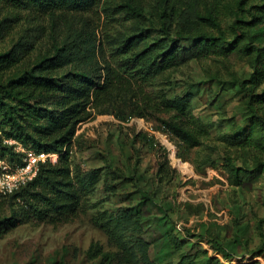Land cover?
<instances>
[{"label":"rangeland","instance_id":"rangeland-1","mask_svg":"<svg viewBox=\"0 0 264 264\" xmlns=\"http://www.w3.org/2000/svg\"><path fill=\"white\" fill-rule=\"evenodd\" d=\"M123 1L101 0L91 9H65L55 17L34 16L0 3V17L9 16L1 30L0 50L23 39L33 44L35 53L54 43L78 40L82 66L102 73L105 58H113L112 51L125 34L148 25L123 10ZM131 1L154 21L163 13L172 34L181 26L193 29L198 25L197 9L216 2ZM227 1L221 0L219 8L222 25L231 36L239 8ZM243 2L249 16L263 9L261 0ZM153 33L158 36L156 29ZM195 42L181 43L186 58L169 77L164 76L162 87L171 98L189 100L186 117L208 131L203 143L188 147L157 116L133 115L127 99L107 105L104 113L78 125L73 141L72 168L85 191L84 210L71 222L29 221L8 231L0 237V264H210L212 258L223 264H264V251L259 255L264 249V165L259 168L255 163L256 154L264 163V151L248 142L241 145L233 137L235 126H250L253 120L243 102L247 93L224 81L233 74L248 78L252 67L234 53L225 60L218 53L196 58L191 52ZM263 87L264 81L258 90ZM260 132L258 127L256 134ZM162 137L194 173L173 163L172 149ZM229 155L248 172L241 185L231 182L225 160ZM101 215L115 217L117 239L95 223L94 217ZM93 242L117 253L112 263L88 255ZM217 245L233 257L227 258Z\"/></svg>","mask_w":264,"mask_h":264},{"label":"trees","instance_id":"trees-1","mask_svg":"<svg viewBox=\"0 0 264 264\" xmlns=\"http://www.w3.org/2000/svg\"><path fill=\"white\" fill-rule=\"evenodd\" d=\"M261 1L263 9L252 12L251 16L243 0L225 2L239 8L231 25V36L222 25L221 0H216L205 10L197 9L198 25L193 29L181 26L174 34L163 13L154 21L146 16L140 4L123 1V10L148 25L125 34L113 49V58H105L102 73L92 66H82L84 56L78 40L71 44L54 43L51 48L35 53L33 44L23 39L0 50V158H6L14 165L22 163L23 152L5 139H14L36 152L59 154L55 164L40 163L32 180L1 198L0 237L24 222L58 225L71 222L80 215L86 196L73 173V141L78 125L96 113H104L111 103L127 99L133 115L146 119L157 116L165 128L188 147L203 143L208 131L186 117L189 100L171 98L162 87L164 76L169 77L186 58L181 43L189 39L196 40L191 47L196 58L218 53L225 60L234 53L244 57L252 67L248 78L233 74L224 81L238 85L247 93L243 102L253 120L250 126H235L233 137L240 144L248 142L264 151V112L260 111L264 106V87L258 90L264 81V26L260 25L264 23V0ZM100 2L0 0L15 11L26 10L34 16L48 14L53 17L65 9L87 10ZM114 14L112 10L111 18ZM8 20V15L0 17V36ZM155 29L158 36L153 33ZM215 77L219 76L216 74ZM171 113L169 118L161 117ZM258 127L259 135L256 134ZM225 160L231 171V182L235 185L244 183L248 175L246 168L236 165L231 155ZM255 163L259 168L264 165L259 154L255 155ZM94 221L117 239L118 224L113 215L95 216ZM216 249L227 258L233 257L220 245ZM263 251L260 250L259 255ZM88 255L92 258L101 256V263H112L117 253L104 251L98 242H93ZM210 264L223 263L212 258Z\"/></svg>","mask_w":264,"mask_h":264},{"label":"built area","instance_id":"built-area-1","mask_svg":"<svg viewBox=\"0 0 264 264\" xmlns=\"http://www.w3.org/2000/svg\"><path fill=\"white\" fill-rule=\"evenodd\" d=\"M7 143L14 144L17 150L23 152L22 163L12 164L6 158H0V200L3 196L12 194L21 186L32 180L39 169L40 163L58 161L59 154L55 152H36L25 148L14 139H5Z\"/></svg>","mask_w":264,"mask_h":264},{"label":"bare ground","instance_id":"bare-ground-1","mask_svg":"<svg viewBox=\"0 0 264 264\" xmlns=\"http://www.w3.org/2000/svg\"><path fill=\"white\" fill-rule=\"evenodd\" d=\"M140 123H144L143 120H140ZM163 140L168 143L169 147L172 149V152L170 153L171 154V157H172V160H173V163L180 169L182 170L183 172L187 173V174H192L194 173L193 172V169L192 167L187 163V162H184L182 159H179L177 156H176V153H175V150H174V146L165 138V137H162Z\"/></svg>","mask_w":264,"mask_h":264}]
</instances>
